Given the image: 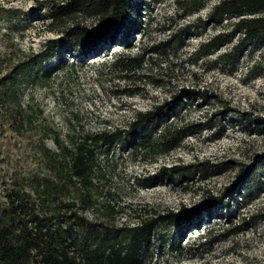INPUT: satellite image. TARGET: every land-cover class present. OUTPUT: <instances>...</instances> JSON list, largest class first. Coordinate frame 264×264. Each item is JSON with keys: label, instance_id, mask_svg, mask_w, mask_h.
<instances>
[{"label": "rangeland", "instance_id": "1", "mask_svg": "<svg viewBox=\"0 0 264 264\" xmlns=\"http://www.w3.org/2000/svg\"><path fill=\"white\" fill-rule=\"evenodd\" d=\"M38 1L0 0V79L13 75L15 66L30 54H44L50 48L45 41L58 36L46 31ZM218 1L131 0L141 21H153L147 36L134 34V47L123 51L171 39L184 28L182 42L163 55L154 54L153 62L127 76L103 65L112 58L113 47L104 57L84 58L68 56L61 46L41 65H55L61 56L69 62L74 58V66L57 69L40 84L22 89L21 98L32 99L35 122L48 124L60 137L121 127L135 111L183 95L192 99L178 115L168 117L173 125L187 124L194 130L180 147L166 154H141L119 144L97 149L93 206L74 209L86 222L119 227L134 225L140 217L191 211L202 201H214L209 210L197 209L199 216L193 221L181 215L171 225L159 222L141 264H264V35L245 43L234 58L219 55L229 51L240 32L212 51L197 53L202 42L232 31L237 20L213 22L208 15ZM36 140L34 132L17 135L0 125V204L4 185L17 183L28 189L35 174L46 172ZM45 143L54 147L50 139ZM174 166H187L190 172L177 176ZM203 167L204 176L194 171ZM251 185L244 202L243 191ZM61 196L56 198L62 206L68 197H76L78 206L75 190ZM207 233L208 241L198 246L199 236Z\"/></svg>", "mask_w": 264, "mask_h": 264}, {"label": "trees", "instance_id": "2", "mask_svg": "<svg viewBox=\"0 0 264 264\" xmlns=\"http://www.w3.org/2000/svg\"><path fill=\"white\" fill-rule=\"evenodd\" d=\"M38 2L42 4L41 18L46 31L55 32L58 36L45 41L50 48L44 54H30L26 62L15 66L13 75L0 79V125H6L9 131L17 135L35 133L38 153L46 172L35 174L28 189L17 183L3 186L0 264H141L142 252L153 246L159 222L165 221L171 225L181 215L193 221L199 216L197 209L209 210L214 206V201H202L191 211H168L155 217H140L134 225L119 227L86 222L74 209L80 207L85 210L93 206L91 194L97 149L119 144L121 147L130 145L141 154L153 150L166 154L180 147L184 137L194 130L187 124L177 127L168 122V117L178 115L192 99L183 95L184 98L135 111L133 117L121 127L110 125L95 131L68 132L60 137L48 124L35 122L32 99L25 101L21 94L23 87L40 84L51 72L74 66V58L69 62L61 56L55 65H41L48 55L55 56L56 49L61 46H64L63 50L68 56L84 58L104 57L113 47L112 58L103 65L127 76L147 62H153L154 54L163 55L180 44L185 34L184 28L179 29L175 33L177 36L173 35L171 39L150 45L146 43L134 52L123 51L134 47L130 44L134 34H138L139 38L147 36L148 27L153 21L149 17L147 21H141V15H138L131 0ZM208 17L213 22L226 17H236L237 20L233 22L232 31L217 33L202 42L197 53L212 51L228 41L235 32H240L242 36L229 51L219 55L221 58H234L245 43L254 42L264 35V0H219L212 6ZM172 39L174 44L171 43ZM46 139L51 140L53 148L45 143ZM172 169H177V176L190 172L187 166H174ZM197 169L202 176L206 175L207 167L194 168V171ZM248 179H252V172ZM252 185L243 191L244 202L250 198ZM73 190L77 192L78 206L74 205L76 197H68L69 202L62 206L58 201L60 198L56 196L64 197ZM61 206L69 211L68 218ZM192 228H197L196 224ZM209 238L208 233L200 235L196 244L202 246ZM71 246L75 247L74 251L69 249Z\"/></svg>", "mask_w": 264, "mask_h": 264}]
</instances>
